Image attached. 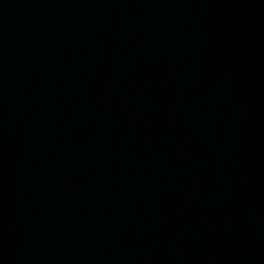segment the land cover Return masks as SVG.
<instances>
[{
  "label": "water",
  "instance_id": "obj_1",
  "mask_svg": "<svg viewBox=\"0 0 264 264\" xmlns=\"http://www.w3.org/2000/svg\"><path fill=\"white\" fill-rule=\"evenodd\" d=\"M0 264H264V0H0Z\"/></svg>",
  "mask_w": 264,
  "mask_h": 264
}]
</instances>
